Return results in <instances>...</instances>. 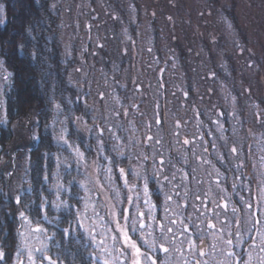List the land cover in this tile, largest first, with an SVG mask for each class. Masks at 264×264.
I'll list each match as a JSON object with an SVG mask.
<instances>
[{
	"label": "rangeland",
	"instance_id": "rangeland-1",
	"mask_svg": "<svg viewBox=\"0 0 264 264\" xmlns=\"http://www.w3.org/2000/svg\"><path fill=\"white\" fill-rule=\"evenodd\" d=\"M52 9L60 17L63 57L73 63L68 84L84 95L90 117V124L77 127L95 139L98 149L103 146L101 157H109L105 168L86 156L77 163V144L71 145L74 152L68 158L79 185L83 182L87 189L80 187L83 212L88 205L85 223L100 231L104 221L94 215L98 213L113 221L112 229L116 219L123 226L120 210L131 198L129 210L137 215L156 206L151 213L155 220L144 218L152 228L130 233L133 239L143 235L163 243L159 224L165 231L173 229L166 245L170 264H264V0H55ZM220 70L225 78L218 76ZM9 81L0 56V135L8 124ZM204 123L216 134L211 149ZM23 127L15 128L7 150L12 157L0 145V172L12 170L10 176L16 168L13 157L28 138ZM67 127L61 123L56 128L60 149L67 144L58 137L67 138ZM171 151L183 166L168 160ZM124 163L127 186L119 171ZM227 163L241 176L234 180ZM190 164L195 176L188 178ZM186 205L190 210L184 214ZM113 211L119 215L112 217ZM114 234L108 233L110 249ZM37 236L25 228L21 245L26 257L27 247H40ZM189 239L196 249H190ZM92 246L95 262L102 264L103 254ZM228 252L235 256L229 258ZM128 256L130 264V251Z\"/></svg>",
	"mask_w": 264,
	"mask_h": 264
},
{
	"label": "trees",
	"instance_id": "trees-1",
	"mask_svg": "<svg viewBox=\"0 0 264 264\" xmlns=\"http://www.w3.org/2000/svg\"><path fill=\"white\" fill-rule=\"evenodd\" d=\"M54 1L0 0V6H3L0 10V20L3 21L0 23V56L5 68L10 72V81L5 93V115L8 124L1 131L0 145L10 158L12 156L7 150L16 137V126H26L23 130L28 136L24 140L25 144L18 148L13 157L16 165L13 175L8 174L12 170L0 172V252L4 253L0 264H27L21 241L28 225L21 219V211L32 221V227L39 223L46 229L50 237L46 240L50 249L47 254L54 259L58 257L62 264H91L95 257V249L90 246L91 242L82 231L73 232L71 236H65L62 232V228L67 226L71 219L70 211L73 214L78 209L83 212V200L77 203V200L83 197V191L78 183L79 175L75 164L70 163L68 158L71 151L74 152L69 145L77 144L80 151L87 158L97 160L101 168H105L107 162L106 155L103 158L98 153L95 139L89 134L83 135L77 127L79 122L90 124V117L84 95L68 84L69 70L73 63L67 62L63 57L59 38L60 17L52 9ZM227 14L234 26L238 24L233 13ZM223 73L222 70L217 72L218 76L225 78ZM78 117L80 119H77ZM228 120L226 119L225 123ZM61 123H67L69 128L66 138L68 144L62 149L57 147L56 140V128ZM203 129L209 133L208 147L211 149L214 144L213 137L216 135L214 128L204 123ZM33 135L37 136L36 142H33ZM170 154H173V151ZM58 159L62 161L59 167ZM169 159L171 163L183 166V161L178 160L174 154ZM127 166L126 163L120 166V169H125V177L129 176ZM232 166L230 165L229 169L237 172L230 174L236 178L241 176L240 172L238 174V168ZM159 167L162 168L160 165ZM189 167L188 173L195 176L191 164ZM45 176L48 178L45 179ZM69 180L73 181L70 186ZM57 183L64 184L68 189L61 199L69 200L73 205L71 210L61 208L58 211L53 206L52 202L57 199ZM153 194L156 200L160 193ZM192 194L193 192H190L189 196L193 198ZM18 196L20 203L16 202ZM42 197L48 203L41 209ZM130 207V203L122 205L124 209ZM183 210L186 214L190 207L186 205ZM44 215H47L49 220L58 217L61 226L58 227L55 220L53 223L44 221ZM36 234L42 241L45 240L42 233ZM18 249L21 252L19 258ZM35 259L36 264H47L39 253ZM95 264L99 263L96 261Z\"/></svg>",
	"mask_w": 264,
	"mask_h": 264
},
{
	"label": "snow or ice",
	"instance_id": "snow-or-ice-1",
	"mask_svg": "<svg viewBox=\"0 0 264 264\" xmlns=\"http://www.w3.org/2000/svg\"><path fill=\"white\" fill-rule=\"evenodd\" d=\"M3 6H0V10H2ZM0 23H3L2 20H0ZM58 107V106H57ZM77 119H80L79 117ZM62 132H66V129H62ZM59 140L64 141L65 144H68V141L64 138L63 135L58 137ZM151 139V138H149ZM185 143H188V141H185ZM69 147H72L69 145ZM102 145H100V149L102 150ZM74 151L77 156V163H79L81 160L85 159V155L82 151H80L79 147H75ZM233 152L236 151L235 148L232 149ZM118 155H123V153H118ZM105 159H109V157H105ZM147 159V157H145ZM62 163L58 159V167L59 164ZM163 163V161H161ZM121 177H124L125 169L121 168L120 170ZM107 172L109 173L108 180L110 182L111 178V172L112 169L108 168ZM137 176L140 175V173H135ZM48 177L45 176V179ZM72 180L68 181L69 186L72 184ZM144 194L147 197L149 193L148 189V178L147 176L144 177ZM125 186H127V180L125 179ZM80 187L86 189V185L83 182H80ZM133 187H136L135 185ZM56 192H57V199L53 201V206L59 211L61 208H68L71 210L73 207L72 204H70L69 200L67 199H61V196L64 192L68 191V189L65 187L62 183H57L55 185ZM71 199V197H70ZM139 199V197H137ZM171 197H166V200H170ZM80 200H85V197H80L79 200H77V203L80 202ZM16 202L20 203V197L18 196L16 198ZM132 202V199L129 198V203ZM48 203V201L42 197L40 207L41 209L44 208V206ZM145 205L149 204L148 200H145ZM87 203L84 205V212L82 213L79 209L73 214L70 211L71 219L67 222V226L62 228L63 235L65 236H71L73 232L82 231L83 234H85L91 244L95 245L97 248L100 249L101 253L103 254L102 264H129V251L131 252V259L130 264H170L168 254L170 253L171 249L166 246L167 243H169L168 235L170 233H173L172 228H168L167 231H165L164 224H159V231L161 233V236L163 237L164 242L158 243L155 238L152 240L144 239L143 235L137 236L136 239L132 238V235L130 233L135 234L137 232H140L143 234V231L145 228H152L151 224H145L144 218L147 215V218L150 220H155V216L152 215L153 209L156 207L155 205H152L148 208V212H139L137 215L136 213L130 212L129 209L121 208L120 212L123 213V219H124V225L121 226L119 223V219L115 220L116 228L112 229L110 227V224L113 222L112 220H105L103 217H99L98 213H94V215L97 216L98 220L104 221L103 224L99 225L100 231H97V225H89L86 224L85 221L88 220L87 216ZM137 208H139V205H137ZM21 219L28 225L29 229L33 233H42L45 237L44 241H41L40 247L38 248H31L27 247V259L28 264H36L35 259V253H39L42 260L47 261V264H62V262L59 261L58 257L54 259L52 256L48 255L47 253L50 251L48 244L46 243V240L49 239V235L43 227L39 223L35 225V227H32V221L29 219L28 216L25 215L23 211L19 213ZM110 215L112 217H117L119 214L115 211L111 212ZM44 221H48V223H53V220L57 222V226H61V222L59 218H53V220H49V217L47 215H44L42 217ZM139 223V227H137V224ZM175 223V221H173ZM209 228H214L215 225L209 221L208 223ZM114 232L115 234L111 236L112 240V246L111 249L107 246V240H108V233ZM23 235V234H21ZM54 235V234H53ZM149 236L152 235V232L148 233ZM101 236L102 238L97 240V237ZM37 239H39V236H37ZM174 243V239L171 241ZM237 244L240 242V238L237 239ZM190 249H196L197 246L194 241L189 239L188 241ZM226 243L228 245H231L233 243L232 240H227ZM116 244H120V248H116ZM141 245L146 251H142ZM200 255L203 256L205 253L203 252L202 245L199 248ZM163 254L164 258L161 259L160 254ZM21 255L20 250H17V257ZM227 256L229 258L235 256L234 252H228ZM4 257V253L0 252V259ZM120 257H123L122 259H119ZM91 264H95V258L91 261ZM187 264V262H186ZM237 264H239V261H237ZM247 264V262H246Z\"/></svg>",
	"mask_w": 264,
	"mask_h": 264
},
{
	"label": "flooded vegetation",
	"instance_id": "flooded-vegetation-1",
	"mask_svg": "<svg viewBox=\"0 0 264 264\" xmlns=\"http://www.w3.org/2000/svg\"><path fill=\"white\" fill-rule=\"evenodd\" d=\"M218 164H221V162H219ZM222 166H223V165H222ZM231 166H232V165H231ZM229 167H230V165L228 166V168L226 167V169H229ZM232 167H234V166H232ZM189 168H190V167H189ZM220 168H221V166H220ZM235 168H236V167H235ZM230 170H231V169H230ZM226 172H227V173H230V172H231V173H235V172H237V170H236V171H229V170H226ZM190 176H191V173H189L188 178H190ZM126 178H127V176H126V177L124 176V179H123L124 184H125V179H126ZM235 179H237V178L234 177V180H235ZM219 182H224V181L220 178V179H219ZM226 184H227V183H226ZM227 187H228V186H227ZM231 189H232V190H235V188H234L233 185L231 186Z\"/></svg>",
	"mask_w": 264,
	"mask_h": 264
}]
</instances>
